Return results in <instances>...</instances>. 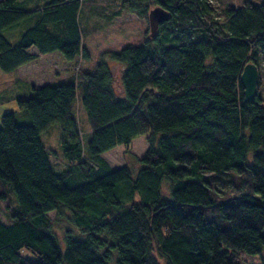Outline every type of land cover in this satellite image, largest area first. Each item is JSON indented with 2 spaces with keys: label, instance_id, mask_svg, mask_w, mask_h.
Instances as JSON below:
<instances>
[{
  "label": "trees",
  "instance_id": "1",
  "mask_svg": "<svg viewBox=\"0 0 264 264\" xmlns=\"http://www.w3.org/2000/svg\"><path fill=\"white\" fill-rule=\"evenodd\" d=\"M98 1L112 6L109 18L127 12L147 21L157 5L169 17L153 37L145 29L142 42L110 51L91 70L58 75L53 65L89 56L78 10ZM27 2L0 0V72L22 67L31 81L30 94L15 100L30 121L0 115V264H160L156 255L163 264H240V252L260 253L264 98L244 99L240 73L254 63L260 89L264 2ZM23 19L30 22L11 43L1 30ZM160 38L167 44L151 42ZM77 97L90 128L87 152L71 109ZM53 123L75 161L61 171L40 139ZM138 135L147 143L139 166L110 168L101 154L128 149ZM60 216L74 228L61 237L53 228Z\"/></svg>",
  "mask_w": 264,
  "mask_h": 264
},
{
  "label": "rangeland",
  "instance_id": "2",
  "mask_svg": "<svg viewBox=\"0 0 264 264\" xmlns=\"http://www.w3.org/2000/svg\"><path fill=\"white\" fill-rule=\"evenodd\" d=\"M27 1V0H25ZM212 5L225 8L228 6H238L244 3L246 0H209ZM252 2H264V0H250ZM104 3L98 1L96 4H90L88 2L84 3L80 8L79 21L82 27H86V31L82 33V44L85 46L89 53L88 57H81L80 55L76 58V65L74 62L70 64H64L53 67L58 69V75L66 76L73 69L80 70H91L96 62L100 59L110 60V51L118 50L119 48L128 45L139 43L144 40V31L148 29V21L143 18L136 17L131 13H123V15L118 18H109L107 14L111 12L112 6H103ZM113 9L115 7L113 6ZM108 10V11H106ZM98 11H103L99 13ZM28 21L23 19L19 23H15L11 26L5 27L1 30V33L6 37L11 43H14L23 28L27 25ZM149 34V33H148ZM161 39V38H160ZM157 40L153 39L151 42L153 44H167V40ZM75 61V60H74ZM113 72H119L121 64H117L114 61L111 63ZM45 66V65H44ZM0 76V115L4 112L14 111L18 112V108L15 96L19 94L20 96L27 97L25 95L29 92L25 87V83L19 81H14L13 73L1 72ZM262 83L261 87L257 92L264 98V63L262 64ZM259 74V72H258ZM18 91V93H17ZM72 113L77 120V126L80 131L81 136V148L87 152L86 141L90 133V128L87 123L86 112L80 99L77 97L73 102ZM24 111V110H22ZM28 113V112H27ZM24 113L15 114V121L18 123H24ZM40 139L44 146L46 147V154L51 168L55 171H61L65 169L68 165H72L75 161L70 160L64 154L63 148L60 143V129L57 123L50 124L48 128L40 132ZM147 143L144 135H138L129 144L128 149L123 145H116L114 148L103 152L102 156L108 162L110 168H119L124 164H129L132 168H137L139 166V158L143 155L146 149ZM76 178V177H75ZM80 180L83 179L77 176ZM136 199V196H135ZM64 214L68 215V211L63 210ZM51 219L55 218V211L48 213ZM65 217L60 216L53 222V228L57 235L61 237L63 229L65 227L74 228L72 225L65 220ZM20 252L26 257L35 258V254L26 248H22ZM264 255V246L260 253L248 254L240 252L238 254V261L240 264H262V256ZM160 264H163V260L156 255Z\"/></svg>",
  "mask_w": 264,
  "mask_h": 264
},
{
  "label": "water",
  "instance_id": "3",
  "mask_svg": "<svg viewBox=\"0 0 264 264\" xmlns=\"http://www.w3.org/2000/svg\"><path fill=\"white\" fill-rule=\"evenodd\" d=\"M169 12L157 5L152 7L147 14L149 36L153 37L159 23L167 20ZM240 83L243 87L244 99L252 100L257 94L258 89V69L254 63H246L240 73Z\"/></svg>",
  "mask_w": 264,
  "mask_h": 264
},
{
  "label": "crops",
  "instance_id": "4",
  "mask_svg": "<svg viewBox=\"0 0 264 264\" xmlns=\"http://www.w3.org/2000/svg\"><path fill=\"white\" fill-rule=\"evenodd\" d=\"M43 0H31V2H27V7L28 8H32L33 9V7L35 8V5H37V4H40L41 2H42ZM84 3L82 2L81 4H80V8L82 7V5H83ZM80 8H79V10H78V23H79V25H81L80 24V21H79V12H80ZM124 13V12H123ZM123 13L121 14V15H123ZM125 13H127V12H125ZM128 14V13H127ZM120 15V16H121ZM119 16H117V17H115V18H118ZM114 18V19H115ZM28 22H30V21H28ZM20 68H22V67H20ZM17 69V70H13V71H11L10 73L12 74L13 73V77H14V81L16 80V81H19V82H21V83H25V87H26V89L28 90L29 89V92H27L25 95H29L30 94V87H31V81L29 80V78H27V77H23V76H21L20 74H21V71H22V69ZM20 73V74H19ZM119 74V72H116V76ZM2 75V73L0 72V76ZM17 93H18V91H17ZM17 97H25V96H20L19 94H16V96H15V100H16V98ZM14 112V111H13ZM24 113L25 114V117H24V123H28L29 121H30V119H29V117H27L28 115H27V113L25 112V111H22V110H20V111H18V112H15V114L17 115L18 113ZM115 147V146H114ZM113 147V148H114ZM112 149V148H111ZM110 150V149H109ZM108 151V150H107ZM106 152V151H105ZM103 154V153H102ZM101 154V155H102ZM103 157V156H102ZM105 159V158H104ZM106 160V159H105ZM108 163V162H107Z\"/></svg>",
  "mask_w": 264,
  "mask_h": 264
}]
</instances>
